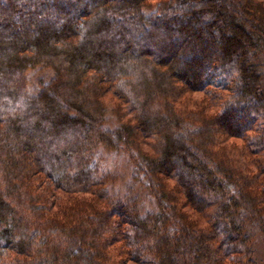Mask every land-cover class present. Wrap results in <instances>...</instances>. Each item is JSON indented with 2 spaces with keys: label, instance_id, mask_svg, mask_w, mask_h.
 Returning a JSON list of instances; mask_svg holds the SVG:
<instances>
[{
  "label": "trees",
  "instance_id": "16d2710c",
  "mask_svg": "<svg viewBox=\"0 0 264 264\" xmlns=\"http://www.w3.org/2000/svg\"><path fill=\"white\" fill-rule=\"evenodd\" d=\"M36 66L54 77L32 96ZM263 83L257 0H0V264H259L264 171L238 176L218 146L264 156ZM106 88L131 123L105 127ZM190 92L202 110L177 107ZM138 133L158 153L134 156ZM101 150L128 153L149 209ZM57 192L89 201L59 216Z\"/></svg>",
  "mask_w": 264,
  "mask_h": 264
},
{
  "label": "rangeland",
  "instance_id": "374dc122",
  "mask_svg": "<svg viewBox=\"0 0 264 264\" xmlns=\"http://www.w3.org/2000/svg\"><path fill=\"white\" fill-rule=\"evenodd\" d=\"M264 6V0H257ZM54 77V72L50 69L42 67H33L25 71L23 75V82L30 95H37L43 84H47ZM264 86V83H263ZM103 101L105 103V127L114 128L116 126L131 123V115L129 114L123 103L114 95L111 88H106L103 93ZM205 97L202 93L190 92L184 95L177 101V107L182 111H200L203 109ZM218 146V149L223 151L234 164L238 176H248L247 174H260L264 171V156L263 154H252L249 149L243 146V143L237 139H224ZM131 145V153L141 159V155L150 154L155 155L159 151V145L156 137L146 136L138 133L134 141L129 142ZM96 167L104 174L112 176L118 189H125V192L119 190L121 196L134 198L138 204H142L145 209L150 208L151 198L145 192L143 182L138 180L132 181V176L136 173L133 163L128 153L122 152H107L99 151L96 154ZM108 175V176H109ZM264 176V174L262 175ZM264 179V178H263ZM55 201L52 204L53 213L62 216L63 213L71 214L72 210L80 205L87 204L88 196L84 195H70L61 192L55 194ZM76 210V209H75ZM74 210V212H75ZM184 212L188 213L191 218L200 223H205L200 214L198 215L191 208H184ZM208 213H212L211 210ZM206 214V213H205ZM253 249L255 250L256 260L259 264H264V235L255 232L252 240ZM122 264H135L132 261H126Z\"/></svg>",
  "mask_w": 264,
  "mask_h": 264
}]
</instances>
